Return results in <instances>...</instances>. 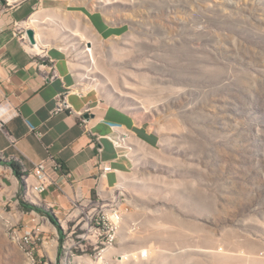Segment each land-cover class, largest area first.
I'll return each mask as SVG.
<instances>
[{"label":"rangeland","instance_id":"rangeland-1","mask_svg":"<svg viewBox=\"0 0 264 264\" xmlns=\"http://www.w3.org/2000/svg\"><path fill=\"white\" fill-rule=\"evenodd\" d=\"M18 3L25 44L29 28L45 44L32 52L70 62L65 97L135 123L111 124L129 162L86 207L130 211L97 260L78 210L57 219L59 248L56 225L3 197L0 264H264V0H2L0 13ZM17 217L33 263L6 233Z\"/></svg>","mask_w":264,"mask_h":264},{"label":"crops","instance_id":"crops-1","mask_svg":"<svg viewBox=\"0 0 264 264\" xmlns=\"http://www.w3.org/2000/svg\"><path fill=\"white\" fill-rule=\"evenodd\" d=\"M25 11L26 5L18 3L0 13V204L4 197L12 207L20 208V216H32L36 210H26L19 203L20 197L28 198L58 219L73 201L84 203L94 190L116 184L129 161L108 139L111 124H121L131 132L135 123L125 112L109 107L96 109L83 121V108L89 102L86 93L70 92L66 100L71 109L53 113L56 97L70 84V62L62 57L60 47V52L46 48V56L32 52L45 44L30 47L20 36ZM50 157L62 164L66 176L41 199L30 195L27 182H35L34 165ZM12 161L20 165L27 182L15 176L9 165ZM104 164L111 171L102 175Z\"/></svg>","mask_w":264,"mask_h":264},{"label":"built area","instance_id":"built-area-1","mask_svg":"<svg viewBox=\"0 0 264 264\" xmlns=\"http://www.w3.org/2000/svg\"><path fill=\"white\" fill-rule=\"evenodd\" d=\"M24 37V36H23ZM67 109H71L70 104L67 102L65 95L59 94L56 97L55 100V106H54V110L53 113H58V112H62L65 111ZM2 163V162H0ZM101 171H102V175L106 172L111 171V166L109 164H104L101 166ZM31 174L33 175L35 182L34 183H29L26 180V176H22V181H26L30 186H31V194L30 195H36L38 197H40L42 199V194L51 186V185H57V181L61 178L66 176V172L62 166V164L50 157L46 160H42L38 163H36L34 165V167L31 170ZM104 190V189H103ZM103 190H94L96 195H101V192ZM91 195L92 193L87 197V199L85 201L82 202H77V201H73V205L72 207L68 210V212L71 210L72 213L75 210H78L77 213L75 214L74 218H76V220H74V224L73 227L77 226L82 220H84L83 225L86 223V216H88V214H94V210L97 206H99L100 204H106V203H100V204H96L95 206H92L90 208H86L89 205V202L91 200ZM21 198V197H20ZM23 201L28 203V198H21ZM5 203L7 202V199L4 198ZM76 207V208H75ZM130 208H128V203L127 205H121V209L119 210V213H107L104 217L102 218H95V221H93V225H91V229H90V235L95 237V240L93 242H91L93 245H96V249H98V256H95V258L97 260L102 259L103 257V253H101V246L103 244H112L114 245L116 243V240H113V231L114 228L116 227L117 224H121L124 217L129 213ZM66 212L63 213L65 218L70 217V214ZM11 214V212H8ZM17 214H19V211L16 212ZM42 218L44 217V214L41 213ZM12 216H15V214L12 213ZM19 217H22L19 215ZM19 217H17L16 219V224L17 225V221L19 220ZM73 217V216H72ZM5 226V224H4ZM132 229L135 230L137 228V226H133V222L131 223ZM63 235H64V230L63 227L61 226ZM6 230V228H5ZM7 235L11 238L12 234L10 233V230H6ZM81 239H83L84 237L82 235H78ZM23 238H27L28 239V243H29V238L26 235L25 232H23ZM58 238H59V234H58ZM130 255H127L126 257H124V260L128 259ZM121 258V257H117ZM81 264V263H79Z\"/></svg>","mask_w":264,"mask_h":264},{"label":"bare ground","instance_id":"bare-ground-1","mask_svg":"<svg viewBox=\"0 0 264 264\" xmlns=\"http://www.w3.org/2000/svg\"><path fill=\"white\" fill-rule=\"evenodd\" d=\"M76 31L80 34L78 29H76ZM39 43H41V40L39 39V36L37 35V33H35V43L34 44H39ZM33 212L35 213L36 211H33ZM110 212L119 213V209L117 207H113V206L98 208L97 210L94 211V214H91L90 216L89 215L86 216V224L91 223L93 225V221H95V218H102L107 213H110ZM32 217H33L32 220H34L35 218H39L40 216L38 213H35V215ZM44 217L48 218L45 214H44ZM119 228H120V224H117L116 227L114 228V231H113V240H116ZM11 234H12V236H11L12 241L17 244L19 249L21 248L25 252L24 254H26L28 257L27 260L30 259L29 262L32 261V263H33L34 258L32 256L33 254H32L31 249L28 247V245H29L28 239L23 238V233H21L16 226L14 228H12ZM112 246H113L112 244H103L101 246V253L105 254V252ZM95 249H96V247H95ZM145 251L146 250H142L143 254L146 253ZM96 253L98 254V249H96ZM143 254H139V255L143 256Z\"/></svg>","mask_w":264,"mask_h":264},{"label":"trees","instance_id":"trees-1","mask_svg":"<svg viewBox=\"0 0 264 264\" xmlns=\"http://www.w3.org/2000/svg\"><path fill=\"white\" fill-rule=\"evenodd\" d=\"M9 165L13 169V172H14L15 176L18 179H22V176L24 175L25 172L21 170L20 165L18 163L14 162V161L10 162ZM21 198L19 199V203L24 209H26V210L35 209L36 211H39L40 213L45 214L50 219V221L54 225H56V227L58 229V234H59V241H60L59 242V248H60L61 247V243L63 241V232H62V229H61V227L59 225L57 217H55L50 212V210L45 209L42 205L37 206V205H34V204L30 203V202L27 203V202L23 201Z\"/></svg>","mask_w":264,"mask_h":264},{"label":"water","instance_id":"water-1","mask_svg":"<svg viewBox=\"0 0 264 264\" xmlns=\"http://www.w3.org/2000/svg\"><path fill=\"white\" fill-rule=\"evenodd\" d=\"M0 1H2V0H0ZM34 35H35V34H34L33 29L29 28V29L26 30V37H27L28 41H29L31 44H34V43H35V36H34ZM84 117H88V114L86 113V114L84 115Z\"/></svg>","mask_w":264,"mask_h":264}]
</instances>
